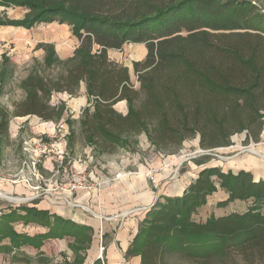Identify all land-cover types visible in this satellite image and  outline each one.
Returning <instances> with one entry per match:
<instances>
[{
	"label": "trees",
	"instance_id": "trees-1",
	"mask_svg": "<svg viewBox=\"0 0 264 264\" xmlns=\"http://www.w3.org/2000/svg\"><path fill=\"white\" fill-rule=\"evenodd\" d=\"M0 6L22 8L26 14L18 21L0 20V25L29 30L57 22L70 26L79 43L65 61L52 46H39L64 68L53 79L29 75L23 84L27 96L13 105L11 116L55 120L61 111L50 106L51 93L73 94L84 82L91 101L82 113L81 131L101 154L114 153L142 132L156 148L178 149L197 135L202 149L225 148L242 132L258 142L264 126L260 0H0ZM125 44L147 49L144 60L134 65L137 87L107 54ZM122 101L125 115L114 108ZM8 126L3 113L0 137L8 136ZM189 183L180 196L165 197L146 211L130 253L138 254L141 264H172L174 256L214 264L233 259V254L248 264L264 262V178L212 166L200 169ZM218 190L225 195L218 208L235 201L252 205L244 212L195 221L194 215ZM0 218V253L40 245L57 236L56 226L59 238L91 231L25 206ZM17 219L47 232L34 237L16 233L11 226ZM8 238L9 246L3 245Z\"/></svg>",
	"mask_w": 264,
	"mask_h": 264
},
{
	"label": "rangeland",
	"instance_id": "rangeland-1",
	"mask_svg": "<svg viewBox=\"0 0 264 264\" xmlns=\"http://www.w3.org/2000/svg\"><path fill=\"white\" fill-rule=\"evenodd\" d=\"M260 2L264 5V0H260ZM25 15L22 8L0 6V20L2 21H18L25 18ZM11 27L6 24L0 25V116L5 113L8 115L9 120L8 136L0 137V177L5 181L2 183H13L14 185H22L25 188H28L31 184V186L38 189H36V192L48 193L54 199L56 198V195H54L55 185L59 183L57 180L60 166L59 156L68 161L74 159L77 162L78 167L76 169L73 168L72 164L70 165L71 185L79 183L82 179L73 175L75 171H78L79 176L88 177L90 181H92L91 176L93 175L89 172L94 174L96 171V177L106 176L105 180L141 172L145 176L148 175L151 180L150 184L155 183V188L158 191L163 186L164 189H168L170 183L174 180H182L179 183H185L186 189L190 185L184 177L186 173H190L191 177H196L197 171L212 166L233 171L244 169L250 171L255 178H259L258 174H264V126L258 142L248 139L247 133L242 132L233 135L230 138L231 145L225 148L202 149L199 147L198 135L184 140L178 149L172 145L156 148L150 144L145 133L142 132L133 136L127 146L118 148L112 154L99 153L91 144L85 141L81 131L82 113L85 108L90 106L91 101L84 82L79 84L73 94L66 91H53L51 93L50 106L61 111V115L55 120L43 121L33 115L28 117L11 116L13 105L21 102L27 96L28 90L23 86L26 78L33 74H39L45 78H55L59 71L64 68V64L55 61V55L60 59L59 49L67 46L70 51L73 48L71 27L68 25L53 22L52 24H40L26 31L14 29L15 32L12 31ZM41 44L52 46L55 51L54 57L46 54L41 49L42 47H39ZM53 50L49 52L53 53ZM120 53L124 57L123 49L120 50ZM126 58L128 57L126 56ZM65 60L67 59L61 61ZM112 61L123 66L127 72L128 69L131 73L133 72L132 67L125 65L122 60L121 62ZM136 63L133 62V68ZM132 83L134 86H138L135 75L132 77ZM85 97H87L86 103L83 105L77 103ZM114 108L119 113H122L120 111L124 109L119 105H114ZM126 111L127 108H125V113ZM35 122L39 126L41 124L47 125L53 130L34 132L38 131V125H35ZM60 125L63 129L59 128ZM59 143L62 146L59 147ZM45 161L50 162V168L47 171L43 170V178H38L41 173V166L44 165ZM62 164L64 166L65 162L63 161ZM104 179H98L99 181H97L104 183ZM0 192H2L0 193V204L19 206L25 205L29 201L26 195L23 194L11 196L4 193V191ZM1 194L6 197H2ZM13 198L17 200L14 201ZM39 198L41 199L43 196L36 198L34 201L37 202ZM221 200L223 199H208L207 203L194 215L195 221L203 222L210 215L217 217L233 211L244 212L252 205L250 201L232 202L225 208H218L217 203ZM3 212L4 210L0 211V217L10 213L9 211ZM19 213L24 214V212ZM29 224L33 225L34 223L29 222L26 224L23 220L17 219L11 227L16 233L19 232L25 235H34L36 229H38V232L40 231L37 228L39 225L35 224L37 226L33 228ZM56 228L58 226L55 227L57 236L48 238L52 240L47 242L46 248L41 249L43 245L45 246L43 242L40 245H33V249L24 246L14 247L12 251L6 252L8 255H3L0 264H68L69 262H66V260H59V242H57L59 231ZM80 234L83 238L88 236L87 233ZM105 243L104 233L99 230L93 240V246L96 247L99 254L104 250ZM79 244L80 260L78 261V255H75L72 264L82 260V252L87 247L83 239L82 241L80 239ZM85 245L86 247H84ZM73 246H76L75 242ZM72 250L77 252L74 249ZM92 251L93 249L90 250V254ZM64 254H62L63 258L66 257ZM69 255L67 254V256ZM232 257L233 259L230 257L223 260L218 259L214 261V264H248L238 254H233ZM171 261L172 264H194L178 256H174ZM254 264H264V262L256 260Z\"/></svg>",
	"mask_w": 264,
	"mask_h": 264
},
{
	"label": "crops",
	"instance_id": "crops-1",
	"mask_svg": "<svg viewBox=\"0 0 264 264\" xmlns=\"http://www.w3.org/2000/svg\"><path fill=\"white\" fill-rule=\"evenodd\" d=\"M11 28L13 29V32H15L14 29L22 31L27 30L21 27ZM13 32L11 33L13 34ZM78 44V41L72 36V50L69 51V49H67L69 47L67 46L62 47L59 49V58L61 60L71 58L74 51L73 49L76 48ZM122 49L124 50V57L120 53V50H108L107 54L110 60H115L116 62H121L122 60L125 65L132 67V73L128 69V74L132 82L133 75L136 77L133 68V62L143 61L147 50L143 44H125ZM126 56L128 58H126ZM86 102L87 97L84 99L82 98V101L77 103L83 105ZM115 105H119L124 108L120 111L122 112L121 114L125 115L127 113V111L125 113V108H127L125 101L118 102ZM34 124L38 125L36 122ZM46 126L47 125L42 124L40 126L38 125V131L34 132L53 130L49 126ZM60 146H62L61 143H59V147ZM63 161L65 162L64 166L62 164ZM67 161L68 160L62 158V156H59L60 166L59 175L57 178L59 183L55 185L56 190L54 191V195H56V198L54 199L51 198L48 193L36 192L37 188H35V186H31V184L28 188H25L22 185H14L13 183H2L5 181L0 177V191H4V193H7L11 196L15 194H23L26 195L29 200L25 205L19 206L0 204V211L4 210L3 213H6L7 211L10 212L12 209L25 206L29 208H35L39 211H46L50 215L71 221L78 226L90 228L91 231L87 232V238L81 237L82 235H77L74 237L65 236L63 238L57 239V242H59V260H66V262L72 264L75 259V255H78L77 260L79 261L80 250L78 248H80V239L81 241L83 239V242L86 243L87 247L86 245L84 246L86 248H84V251L82 252V260L80 262L77 261L75 264H99L100 262L101 264H141L140 256L138 254L130 253V249L132 248L133 239L138 232L139 225L142 222L146 211H148L156 202L163 201V198L165 197L180 196L185 190V183H179V181L182 180H174L170 183L168 189H164L163 186L161 190L158 191L155 188V183L150 184L151 180L149 179L148 175L145 176L144 173L142 174L141 172L118 176L113 179L107 178V180H105L106 176H98L97 178V172L95 171V175L92 172H89L93 175L91 176L92 182H98V179L102 180L105 178L103 180L104 183L99 190H69L72 181L69 176L71 173L70 165L72 164L73 168L75 169L78 167V165L74 159H70L68 163ZM43 164V166H41V173L38 175V178H43V170L47 171L50 168V162L45 161ZM239 170L244 169L231 171L236 173ZM258 176L259 178H264V174H258ZM184 177L188 182L189 180H193V178H195L194 176L191 177L190 173H186ZM4 184L6 185L3 186ZM41 196H43V198H39L37 202L34 201L36 198ZM217 198H225V195L221 190H218L217 193L211 197L212 200H216ZM16 200L17 199H14V201ZM141 208H146V210L143 211ZM13 225L14 223H12V226ZM29 225L33 226V228L37 226L35 224ZM37 228L40 229L39 232L38 229H36V233H34V235L28 234V236L34 237L35 235L37 236L47 232V229L44 227L37 226ZM99 230H101V233H104L106 240L104 250L100 254L96 247L93 246L94 237H96V234ZM49 240L52 239L43 240V244H45V246L43 245V248L41 249H44V247L46 248V245H48L47 242ZM74 242L76 243V246H73ZM2 243L6 246L9 245L8 239L4 240ZM24 247L33 249L32 246L24 245ZM72 249L77 252H73ZM92 249L93 251L90 254V250ZM62 254L66 255V257L63 258ZM67 254L71 255L67 256ZM3 255L8 254H6L4 251L1 252L0 259L3 258Z\"/></svg>",
	"mask_w": 264,
	"mask_h": 264
},
{
	"label": "built area",
	"instance_id": "built-area-1",
	"mask_svg": "<svg viewBox=\"0 0 264 264\" xmlns=\"http://www.w3.org/2000/svg\"><path fill=\"white\" fill-rule=\"evenodd\" d=\"M261 12L264 14V7L261 8ZM59 128L63 129V127H61V125ZM73 175L75 177L78 176L82 179L79 181V183L72 184L70 187V190H78V189L85 190V191H91V190H95V189L99 190L103 184L102 182H92L86 176H79L78 171H75V174L73 173ZM141 210L144 211V210H146V208H141Z\"/></svg>",
	"mask_w": 264,
	"mask_h": 264
},
{
	"label": "bare ground",
	"instance_id": "bare-ground-1",
	"mask_svg": "<svg viewBox=\"0 0 264 264\" xmlns=\"http://www.w3.org/2000/svg\"><path fill=\"white\" fill-rule=\"evenodd\" d=\"M253 152H254V151H253ZM255 153L257 154V152H255ZM1 196L4 197V198L6 197V196H4V195H2V194H1ZM9 199H10V198H9Z\"/></svg>",
	"mask_w": 264,
	"mask_h": 264
}]
</instances>
